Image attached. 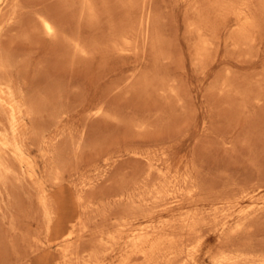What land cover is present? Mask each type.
<instances>
[{"label":"rangeland","instance_id":"374dc122","mask_svg":"<svg viewBox=\"0 0 264 264\" xmlns=\"http://www.w3.org/2000/svg\"><path fill=\"white\" fill-rule=\"evenodd\" d=\"M20 1L22 17L5 27L2 46L12 50L11 72L27 81L41 115L28 119L24 148L34 218L19 221V207L13 213L20 230L43 237L37 197L44 189L54 218L48 245L36 252L18 238L13 245L9 218L0 222V264H179L185 256L154 262L152 251L124 240L151 222H174L187 237L175 220L233 187L256 188L231 213L207 216L192 236L194 257L182 264H212L229 243L264 251V0ZM34 12L50 15L57 34L45 36ZM166 170L194 178L161 186Z\"/></svg>","mask_w":264,"mask_h":264},{"label":"bare ground","instance_id":"6f19581e","mask_svg":"<svg viewBox=\"0 0 264 264\" xmlns=\"http://www.w3.org/2000/svg\"><path fill=\"white\" fill-rule=\"evenodd\" d=\"M90 1H92V0H89V2ZM0 2L4 3L3 6L0 8V210L2 211L0 214V215H2V216H0V222L3 223L5 221L4 220L5 218H9V226H8L9 232H7L6 234L8 237L10 236L9 239L13 240L11 242L13 245H14V243H16V239L18 238L19 240H21V242H23V244L27 250L34 251L38 248V246L43 247L45 245H48V243L46 242L45 239H47L49 233L51 232V221H52V217H53V215H52L53 212L51 209L50 198H49L48 193L44 189H42V192L37 197V200H38L39 206H40V209H39L40 213H41L40 225L42 227L41 232L44 233L43 237H40V235L37 232L32 233L29 231L20 230V227H19L20 225H17V223H16L18 221L15 220L16 216L13 213V210H14V208L19 207L18 208L19 209V213H18V216H19L18 220L19 221L29 220V219L34 218V215H33L34 213L33 214L31 213L33 210V209H31L32 208L31 205H32V200H33L32 196L34 193L33 190L36 186L34 185L35 180H34L33 172L31 170V164L29 162H27V160L24 158V151H25L24 148H25V144H26V138L28 136L27 135L28 119L32 120L33 117H36V119H38L40 117V115H41L40 110H39L40 104H39V99H37L34 96V94L30 90H28L29 86H28L27 81L26 80H19L14 75V73L11 72V63H12V58H13L12 57L13 52L10 48H4L2 46V41H3V35L2 34H3L5 27L15 25L17 22H19V20L22 17L21 11H22L23 5L21 4L20 0H0ZM224 4H226V2H224ZM232 4H234V2ZM89 7H90V5H89ZM88 8L86 7L88 12H90L91 8H89V9ZM94 11L95 10L93 9V11H91V12H94ZM241 11H242V9H241ZM34 14H35V12H34ZM92 14L94 15L95 12L91 13V16L89 15L90 19H93V17L96 16V15L93 16ZM35 15H36V22H37L38 28L45 34V36L46 35L54 36L57 34L59 26L57 25V22L53 18H51L50 15L43 13V12H39ZM245 16H247V15L246 14L244 15V19H245ZM251 18H254V17H251ZM80 21H78V19H77V22H80ZM95 21H96V19H95ZM248 21H246V22L248 23ZM251 21H252V19H251ZM76 25H77V23H76ZM76 31H77V29H76ZM77 33H78V31H77ZM26 35H28V34H26ZM78 39H79V37H78ZM78 39L77 38L72 39L73 43H71V41H70V46L75 47L74 54L76 52V49L81 48V44H80ZM63 40H65V39H63ZM64 42H66V41H64ZM24 65H26V64L25 63L23 64V70L22 71L27 70V65L25 67H24ZM49 102H51V101H49ZM33 129H44V127H42V125L38 126L36 124L35 126H33ZM66 130L68 131V129H66ZM72 131H73V129H72ZM68 135H70V133H68ZM77 144H79V143H77ZM73 145H75V144H73ZM163 156H164V153H163ZM164 157H166V156H164ZM156 162H158V161H156ZM193 165L195 166V168L197 167L195 164H193ZM184 167L186 169V166H184ZM150 168H151V166H150ZM154 168H156V166H154ZM187 168L189 169V166ZM148 172H149V170H148ZM160 172H161V176H160L161 178H160L159 185H161V186H175L176 184H179V183H188V182H192V180L194 178V175H193L192 171H190V170H188L185 173L172 172L171 170L160 171ZM195 172L197 173V170ZM157 173H158V171H157ZM196 176H197V174H196ZM40 181H41V179H40ZM229 183L231 184V182H229ZM191 184L192 183H190V185ZM255 188L256 187H251V188L250 187L249 188L248 187H233V188H230L229 190L224 191V192H219L216 195H214L213 197H211L210 199H208V201L206 202L207 203L206 205L204 204L203 206L196 207V208H193V209L187 211L182 217H179L178 219L175 220V222L176 223L178 222L179 226H182L183 229L187 228L188 233H189V235L187 237L182 236L179 231H174V229L176 228V225H174L175 224L174 222L168 223V226H165V227H163V225L161 226L157 222H151V223H147L146 225L140 227L136 231L134 229H131V231L128 234V238L124 240V244L126 247H129L135 251H142L143 253H147V252L152 251L155 254V258L153 257L154 262H155V260H157V262H159L158 259L161 256L163 258V255L170 254L169 255L170 260H172V259L178 260V259H184L185 258L186 260L185 259L183 261L179 260L180 263L182 264L184 261H187V260L189 261L190 258L194 257L193 253H194V250L196 249L197 244L199 242L197 243L194 239H192V236H194L196 238L199 237L198 235H200L199 234L200 227L204 224H207V222H208L206 219L207 216L209 214H213V215L215 213L217 214V212L218 213L219 212L220 213L225 212V214L231 213L232 210H235L237 205L240 204L243 197L250 195V193ZM158 191L159 190H157L155 192L158 193ZM125 194H126V192L123 190V191L117 193V196H115V197L122 198L123 196H125ZM159 194L162 196L161 193H159ZM170 194H171V191H170ZM128 195H130V192ZM128 195H127V198L131 199V196H128ZM152 196H150V197L152 198ZM155 198H152V199H155ZM161 198H164V196ZM25 199H29L27 206L23 205ZM156 199H158V198H156ZM155 201L157 204L160 202V199H159V201H157V200H155ZM161 201H162V199H161ZM146 204H147V202H146ZM135 206H137V204ZM249 206H251V204ZM137 207H139V206H137ZM163 207H165V206H163ZM238 209L241 212H242V210L244 211V208L240 207ZM213 215H211V216H213ZM118 218L120 219V216ZM214 219L216 221V218H214ZM78 220L80 221V218ZM82 223H84V222H82ZM225 224L226 223H224V225ZM72 225L74 226V223ZM78 225H80V224H78ZM78 227L80 229H82L80 226H78ZM177 227H178V224H177ZM182 227H181L180 231L182 230ZM79 228H78L77 232L80 231ZM115 228H117V227H115ZM35 230H37V229H35ZM176 230H178V228ZM203 230H206V229L204 228ZM219 231H221V230H219ZM77 232H76V234H77ZM68 234H69V232H68ZM79 234H80V232H79ZM63 236H65V235H63ZM106 236H108V233H106ZM111 236H112V234H111ZM111 236H109V237H111ZM93 238H95V237H93ZM156 239H159V240L157 242H154ZM113 240L115 241V239H113ZM177 240H180V241L177 242ZM114 244H115V242H114ZM95 245L98 246L97 241H96ZM99 245H100V243H99ZM73 246H75V245H73ZM110 246H112V245H110ZM110 246H108V247L110 248ZM100 247L103 248V245H101ZM106 247H107V245H106ZM70 248L71 247H69V249L68 248L67 249L71 250L73 247L71 249ZM75 248H74V251H75ZM63 250L66 251L65 248H63ZM105 250L109 251L107 248ZM34 252H36V251H34ZM99 252L100 251H98V254H99ZM104 252L107 253L106 251H104ZM62 253H65V252H62ZM143 253H142V255H143ZM77 254H80V253L77 252ZM77 254L75 253V257L72 256V257H74L73 260L71 259L73 263H75L77 260L76 259V257L78 256ZM91 254H93V253H91ZM94 256H95V253H94ZM86 259H89V258H86ZM71 260H69V261H71ZM147 260H148V258H147ZM77 261L79 262V259ZM191 261H193V260L191 259ZM135 262H136V260H135ZM211 262H212V264H264V251H257L254 249H252V250L245 249V248H241L240 246H238L234 243H229V244H226V245L220 247L218 250H216L211 255ZM82 263H83V261H82ZM137 264H138V262H137ZM148 264H150V262ZM172 264H176V262H173Z\"/></svg>","mask_w":264,"mask_h":264}]
</instances>
